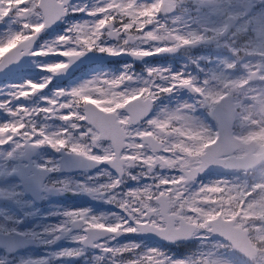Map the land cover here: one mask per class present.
Here are the masks:
<instances>
[{
  "label": "flooded vegetation",
  "instance_id": "flooded-vegetation-1",
  "mask_svg": "<svg viewBox=\"0 0 264 264\" xmlns=\"http://www.w3.org/2000/svg\"><path fill=\"white\" fill-rule=\"evenodd\" d=\"M77 1L71 0L67 5L65 18L69 17L70 25L75 18L83 14L81 11H75L76 8L73 4ZM139 1L141 0H135L137 5ZM143 1L146 2L147 6L157 2V0ZM163 3L164 6L154 23L147 26L145 31L156 30L163 25V31L159 32V35H167L170 32L173 35L191 39L193 43L177 47L178 42L165 41L163 42L165 46H172L175 50L143 58L132 56L130 50L141 46L145 49L161 46V42L139 39L127 45L129 51L120 55L102 53L97 49L86 51L88 58H92V54L109 56L110 58L102 62L81 64L64 79H59L57 74H51V83H48L46 88L41 89L36 94L28 91L31 96L24 98V100L34 103L39 100L46 104L47 101L57 99V95L55 96L57 89L68 90V85L72 81L81 77L85 71L95 67L116 69L118 71L117 77L129 75L132 79L125 83L132 85L138 83V75L141 73L150 76L151 72L158 71L164 77L182 74L186 78H191L195 86L204 88L206 93L213 95L220 93L225 97L230 96L231 100H234L235 96L239 94L235 95L232 86L228 83L229 78L235 72L243 71L240 74H243L250 84L260 88L261 99H264V0H163ZM258 19H261L260 23H258ZM96 20L91 23H95ZM10 21L11 25H9ZM15 21L19 22L21 19L14 15L4 17L0 20V30L4 25L19 28V23L16 24ZM116 26L120 27V24L117 22ZM51 31L43 30L36 45ZM17 32L20 30H15L13 35ZM125 38V36H111L106 31L99 42V46H105L106 43L114 49L123 48L125 45L122 42ZM70 47L72 48L73 45ZM53 56L60 57L58 62H64L67 59L61 55ZM38 58L41 59L42 56H38ZM22 63L19 62L13 72L0 78V85L7 83L8 79L17 75ZM245 66L247 67L245 68ZM143 67L149 68V70L145 72ZM151 78L153 81L163 80L156 79L154 76ZM47 80L48 78L45 81L47 82ZM175 88H177V93L187 100L188 104L182 105V107H190L193 112L199 110L203 113L206 130L213 135L218 134L217 120L211 115L217 104L214 105L210 101L202 100L201 95L194 92L190 87L178 86ZM156 102L157 97L153 101L148 116L143 120L136 122L131 120L126 110H121L118 113L120 118H129L130 123L126 126V131L133 134L124 139L120 150L121 155L129 151L127 149L128 143L138 142L134 139L135 134L141 132L142 126L152 115L157 105ZM171 105L175 104L172 103ZM68 111L69 109L62 111L57 109L54 113H45L44 121L48 126L69 128L68 132L73 134L61 137L68 141L67 147L56 149L50 144H37L36 140L39 137L27 140L18 136L21 141L20 152L12 157L14 163L11 169L0 174V181L3 184L13 182L14 185H17L14 186L15 190H20L33 208L48 207L50 209L49 218L53 222L51 229L43 232V235L47 237L45 245H42V239L38 237V233L26 231L27 223L22 219L14 226L7 223L4 229H0V232L9 236L4 248L0 249L1 254L8 258L4 264H132L133 261L149 254L148 245L161 249L160 253L167 257L168 264H173L170 260L184 264L182 261L185 256L187 258L193 257L194 255L187 254L189 252L185 251L186 243L183 241L165 243L151 239L141 231L108 234L88 228L87 222L92 218L108 225L122 221L131 223V219L134 218L128 216L126 210L121 207V202L128 198L127 193L133 192V187L137 184L139 170L136 164L128 166L125 164L118 165L114 160L101 162L90 160L88 155L103 156L115 151L112 148V140L105 138L94 145L90 144L85 133L91 125L83 120L64 121L60 119V116L67 115ZM73 124L81 128L83 134L73 132L70 129ZM244 127L247 129L246 133L257 130L250 120L235 121L232 129L236 138L244 136L240 134V131H244ZM82 137L85 138L82 139ZM73 144L88 145L91 151L88 155L74 153L71 151ZM146 151L151 153L152 150L146 149ZM239 154L237 149L233 152L234 156H239ZM27 155L28 159H26ZM65 157H69L70 161L68 162ZM256 171V168L222 173L210 171L198 178L201 179L207 175L233 174L249 177ZM149 177L150 175H148ZM116 181H119L118 185L115 188L111 187ZM25 183L31 184V188L38 191L39 202L31 198L33 196L26 194ZM8 195L15 197L17 194ZM1 203H7L16 214H20L17 204L5 200L0 193V205ZM31 218L35 219L37 216L32 215ZM35 229L36 226L34 225L33 230ZM62 233H64L63 236L58 239ZM209 234L212 240H221L225 243L219 246V250L217 249L218 252L214 255L216 257L209 256L204 260L195 258L194 264H203L204 261H208L209 264H216L218 259L227 264H264L259 258L250 260L244 258L229 241L214 236L212 232ZM26 237L32 238L38 247L16 248ZM189 244L194 246L196 243L191 240ZM11 249L17 250L11 251ZM109 249L112 251H108ZM120 249H126V251L121 254L118 251Z\"/></svg>",
  "mask_w": 264,
  "mask_h": 264
},
{
  "label": "snow or ice",
  "instance_id": "snow-or-ice-1",
  "mask_svg": "<svg viewBox=\"0 0 264 264\" xmlns=\"http://www.w3.org/2000/svg\"><path fill=\"white\" fill-rule=\"evenodd\" d=\"M66 3L67 0H0V20L14 15L25 21L21 25L22 31L0 44V64L25 51L37 56L61 55L67 58L66 61L42 66L47 73L59 74L69 68L72 60L93 49L102 53L120 55L129 51L127 45L139 39L161 42V46L146 49L141 46L130 50L132 56L143 58L174 51V47L164 45L165 41L178 42L177 47L193 43L191 39L170 32L167 35H159L158 33L163 31V25L159 29L145 31L161 12L164 6L163 0H157L150 6L143 7H138L135 0H126V2L110 0L105 6L88 13L91 16L101 17L93 25L77 26L68 30L69 35L58 37L59 47L51 46L31 51L30 45L39 34L51 21L67 11ZM33 15L39 17L38 22H27V18ZM117 22L120 27L116 26ZM106 31L111 36H125L122 42L125 47L114 49L110 46H99ZM69 44L73 45L71 49L67 47ZM9 49L16 51L3 59ZM150 75L156 79H169L171 83L160 87L153 82L150 86L126 93L120 89L125 82L132 79L129 75H121L116 79L95 80L70 91L57 90L58 98L48 101L49 107L38 110L51 114L57 109L61 111L69 109L68 114L61 115L60 119L83 120L90 124L91 127L85 133L90 144L94 145L102 139L110 138L115 151L109 155H88L91 151L88 145H71L72 152L88 155L92 161L114 160L118 165L141 164L148 169L157 165L161 168L178 167L185 173L172 180H160L155 191L145 189L127 193L128 198L121 202V207L126 210L130 218H134L131 219V223L122 221L108 225L92 218L87 222L88 228L108 234L153 231L167 237L170 242H174L175 238L184 234L206 230L224 235L235 250L249 259L259 258L264 262V183L255 185L251 191H246L237 186L218 182L212 186L201 187L196 193L187 196L185 195L187 189L184 187L187 180L200 171L206 162L217 158L222 150L237 149L240 153L238 157L240 164L252 165L264 160V139H262L264 138V99L259 103V119L251 121L257 130L250 131L243 137L233 139L221 137L219 134L213 135L206 129L192 127L185 117L174 114L165 119L149 121L150 129L136 133L134 139L138 142L128 143L129 151L121 155L124 139L133 135L126 131V126L130 123L129 118L118 116L121 110L127 109L132 113V118L142 117L158 94L170 93L178 86L190 87L214 105L220 104L225 99L220 93L214 95L206 93L204 88L195 86L191 78H186L182 74L164 77L158 71H154ZM48 83H51V77L47 82L26 81L15 93V97L18 99L30 97L26 87L36 94L46 88ZM94 95L97 98L92 99ZM65 96L68 97L67 100H64ZM7 107L8 103H0V109ZM8 110L15 120L0 125V145L20 136L27 140L39 137L36 140L37 144H50L56 149L68 146V141L61 138L67 136V130L53 138L43 131L30 127L27 120L37 110H29L26 107ZM72 127L76 128L77 125L73 124ZM146 149H151V153ZM165 153L167 155H164ZM118 183L119 181L114 182L111 187L115 188ZM118 251L122 254L126 249ZM132 264H168V261L159 251L151 250L148 255L133 261ZM203 264L209 262L204 261Z\"/></svg>",
  "mask_w": 264,
  "mask_h": 264
},
{
  "label": "rangeland",
  "instance_id": "rangeland-1",
  "mask_svg": "<svg viewBox=\"0 0 264 264\" xmlns=\"http://www.w3.org/2000/svg\"><path fill=\"white\" fill-rule=\"evenodd\" d=\"M110 0H78L77 2H74L73 6L76 8L75 11H81L79 17L75 18L71 25L69 22V17L64 18L62 21L61 27H57L56 29L53 28L51 33L48 36H45V38L42 39L38 45H35L31 51H35L40 48L44 47H51V46H57V38L62 35H69L68 29H75L77 26L85 27L90 26V24H94L91 22H94L96 20L97 16H91L88 13L95 11L97 8L101 6H105L107 3H109ZM126 2V0H124ZM138 7L146 6V2L141 0L139 1ZM90 16V18H89ZM101 18L100 16L97 18V20ZM39 17L33 15L27 18V22L29 23H35L38 22ZM69 20V21H68ZM96 20V21H97ZM24 20L21 21H15L16 24L19 23V28H14L11 26L4 25V27L0 30V43H5L8 38L13 36V32L15 30L22 31L21 28L22 23H24ZM261 22V19H258V23ZM11 25V21L10 24ZM71 26V27H70ZM9 33L6 34L5 33ZM6 40V41H5ZM105 43V41H104ZM105 46H108L106 43ZM71 45H67L69 49ZM57 60H60V57H55L53 55H47L42 56L41 59L38 58L37 55H32L27 60H25L20 65V70L18 74L14 77H11L8 79V82L5 84L0 85V103H8L7 108L0 109V125H3L4 123H10L15 120V117H13L9 113V108L15 109L20 107H26L29 110H37L35 111V114L32 115L28 120L27 123L30 125L31 128H35L37 131H43L46 135L52 136L62 133L63 131L67 130L68 134H73L72 132H68L69 128L64 127H52L48 126L46 123H44L46 114L45 112L38 111L39 109L49 107V103L47 101L46 104L43 102L36 100L35 103L33 101H25L24 98L18 99L15 97V93L19 90L20 86L24 85L26 81H33V82H46L45 80L51 76V73H47L43 70L42 66L49 65L52 63L58 62ZM60 62V61H59ZM247 66H245L246 68ZM40 70V71H38ZM143 70L146 72V70H149V68L145 69L143 67ZM118 71L116 69H102L101 67H95L92 69H89L83 73V75L79 78H76L74 81H72L68 87L69 89L66 91H70L75 88L82 87L92 81L95 80H101V79H116ZM243 71L241 72H235L232 76H230L228 83L232 86L233 91L236 94H239L238 96H235V99L233 100V104L235 107V115L234 120L240 121V120H253V119H259V103L261 100V90L259 87L254 86L250 84L245 76L243 74ZM152 76H147L145 73H141L138 75V83L137 84H124L121 88V91H124L126 93H131L139 88L150 86L153 82L155 85H158L160 87L168 86L171 81L169 79H163L162 81H153ZM240 85H243L242 87ZM177 88H174V90L170 93H165L162 95V93L158 94L157 97V105L153 110L152 115L148 118L145 125L142 126L141 131L149 130L150 125L149 121L153 119H165L166 117L174 114H179L186 118L187 122L196 129H206L205 123H204V117L203 113L199 112H193L192 108L186 107L183 108L182 105H187V100L181 96V94L177 93ZM60 90V89H57ZM26 91H31L30 88L26 87ZM57 93H55V96ZM241 95V96H240ZM46 98V97H44ZM43 98V99H44ZM92 99L97 98L95 95L91 97ZM68 97L65 96L64 100H67ZM202 100H205L204 96H201ZM174 103L175 105H171ZM173 106V107H170ZM6 115V116H4ZM247 118V119H246ZM70 129L73 130V132H76L77 134H83L82 129L70 127ZM250 130V129H249ZM247 129L244 127V131L240 134H243L244 136L248 133ZM254 131V130H252ZM20 137V136H19ZM19 137L13 138L10 142L4 143L0 145V174L5 173L11 169L12 164L14 163L12 160V157L20 152V139ZM164 155H167L165 153ZM240 155V154H239ZM46 159L48 157L44 156ZM136 167L139 170V174L137 177V184L133 187L134 191H142L145 189H151L155 191L156 185L159 183L160 180L167 179L172 180L177 177L183 176L180 169L178 167L175 168H168L160 166H156L152 169H148L144 165L136 164ZM257 171L252 176H242L239 174H233V175H207L204 178L196 179L187 181L184 185V187L187 189V192L185 195H191L193 193H196L201 187L204 186H212L217 184L218 182H224L229 184L230 186H237L242 190L251 191L255 185L264 183V163L261 167L256 168ZM148 175L150 177L148 178ZM147 176V177H145ZM1 178V175H0ZM148 180V181H147ZM14 183L10 184H3L2 181H0V193L5 198V200L14 202L17 204L18 209L25 214L28 218H31L32 215L37 216V218L34 219L33 222L26 225V231L29 232H35L39 234V238L42 239L41 243L42 245H45L47 243V237L43 235L44 231H49L51 229V225L53 222L49 218L50 209L48 207H42L41 209L33 208L31 204H29L28 200L23 196V194L20 192V190H15ZM8 194H17L14 196H9ZM6 207H2L0 209V218L6 216ZM16 219V220H15ZM21 221V217L12 218V220H8V223L12 224L14 226L15 223H18ZM34 225L36 226V229L33 230ZM5 225L3 224V221L0 219V229H4ZM210 234L206 230H196L192 234L191 240L195 241V245L191 246L189 242L186 243V247L184 248L186 252H189L187 254L194 255L191 258H187L185 256L182 263L184 264H194L193 260L195 258H200V260L207 259V257H212L216 254L217 249L219 250V246L223 245L225 243L221 240H212L210 238ZM147 250L148 253L151 252V250H158L161 252V249L157 248L153 245H148ZM148 255V254H146ZM216 257V256H214ZM167 259V257H164ZM8 261V258L4 255L0 254V264L6 263ZM171 263L177 264L180 263L179 261H172ZM192 262V263H190ZM181 264V263H180ZM216 264H227L226 262L221 261L218 259V262Z\"/></svg>",
  "mask_w": 264,
  "mask_h": 264
},
{
  "label": "water",
  "instance_id": "water-1",
  "mask_svg": "<svg viewBox=\"0 0 264 264\" xmlns=\"http://www.w3.org/2000/svg\"><path fill=\"white\" fill-rule=\"evenodd\" d=\"M68 1L69 0H67V2ZM66 5H67V3L65 4V6ZM65 15H66V12L62 13L54 21H51L50 24L46 28H52V27L58 25L59 22H60V18H62ZM38 37H37V39H38ZM37 39L30 45V49L34 46V44L36 43ZM17 47H19V46H17ZM15 51H16V49H9L8 52L5 53V56L3 57V59H6L7 57L11 56ZM87 55H88V53H85L84 55L72 60L70 62L69 68L66 69L65 71H63L62 73H59L60 74V78L64 79L67 76H69L80 64H84V63L92 62V61H96V60H101V56L92 54V58H88V57H86ZM29 56H30L29 52L25 51V52H22V53L16 55L15 57H13V58H11L9 60H6L2 64H0V78H3L8 73H11L12 71H14L15 66L19 62L27 59ZM150 107H151V104L149 106V109H150ZM125 110L132 117V113L129 112L127 109H125ZM148 111L142 117L133 118V119L136 120V121L143 119L145 116H147ZM211 115L213 116V118L215 120H217V123H218V134L221 137H231L233 139H236L233 136V132H232V122H233V115H234V107H233V104L231 102V97L230 96H226L225 99L220 104H217L213 108V110L211 112ZM235 150L236 149H232L231 151H228L227 149L222 150L217 158L209 160L208 162H206L203 165L202 169L200 171H198L189 180H192L195 177H197L198 175L203 174V173L208 172V171H216V172L231 171L234 168L237 169V170L251 169L252 167H256V166H258L260 163H262L264 161V160H259L255 164H252V165L240 164L238 162V157H235V156L231 155ZM220 156H224V157L220 158ZM26 159H28V155L26 156ZM22 176H23V174H22ZM25 189H26V191L28 193L30 192L32 195L33 194L36 195L37 192H38V191H35L33 188H31V184H29V183L28 184L25 183ZM141 232L145 233V235H147L148 237H150V238H152L154 240H157V241H160V242H165V243H174V242H177L179 240L188 241V240H190L191 234L193 233V232H191V233L184 234V235H182L180 237L175 238L174 242H170L167 237L162 236L160 233L153 232V231H143V230ZM212 233H213L214 236H216L218 238L226 239L227 241H229L222 234H218V233H215V232H212ZM6 239H7V236H5L3 234H0V247H2L5 244ZM29 245H32V244L25 242L24 244H21V245H18V246L26 247V246H29ZM12 250L13 249H11V251ZM244 256L246 258H248L246 255H244Z\"/></svg>",
  "mask_w": 264,
  "mask_h": 264
}]
</instances>
